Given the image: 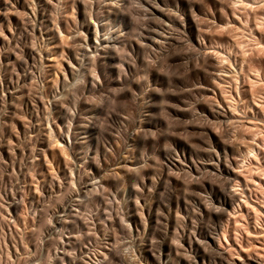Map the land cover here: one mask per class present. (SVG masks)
Here are the masks:
<instances>
[{
  "label": "clouds",
  "instance_id": "obj_1",
  "mask_svg": "<svg viewBox=\"0 0 264 264\" xmlns=\"http://www.w3.org/2000/svg\"><path fill=\"white\" fill-rule=\"evenodd\" d=\"M0 264H264V0H0Z\"/></svg>",
  "mask_w": 264,
  "mask_h": 264
}]
</instances>
